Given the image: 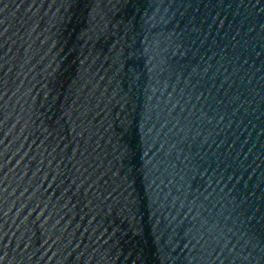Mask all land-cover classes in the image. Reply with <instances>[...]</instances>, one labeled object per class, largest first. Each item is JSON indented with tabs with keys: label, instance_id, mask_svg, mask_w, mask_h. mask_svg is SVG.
Instances as JSON below:
<instances>
[{
	"label": "water",
	"instance_id": "water-1",
	"mask_svg": "<svg viewBox=\"0 0 264 264\" xmlns=\"http://www.w3.org/2000/svg\"><path fill=\"white\" fill-rule=\"evenodd\" d=\"M0 264H264V0H0Z\"/></svg>",
	"mask_w": 264,
	"mask_h": 264
}]
</instances>
